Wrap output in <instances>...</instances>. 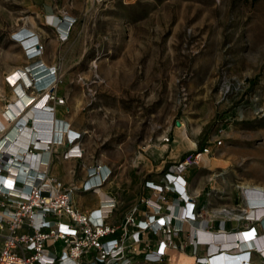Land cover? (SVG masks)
<instances>
[{
    "label": "rangeland",
    "instance_id": "rangeland-1",
    "mask_svg": "<svg viewBox=\"0 0 264 264\" xmlns=\"http://www.w3.org/2000/svg\"><path fill=\"white\" fill-rule=\"evenodd\" d=\"M65 14L74 22L60 39L50 18ZM24 25L39 37L43 58L58 66L55 87L65 93L64 114L81 128L86 158L112 164L107 182L122 201L115 220L146 179L160 178L221 126L213 155L186 170L189 188L215 230H262L260 221L243 218L242 184L264 185V0H0V108L10 106L5 73L29 61L12 37ZM90 196L75 203L94 201ZM169 253L168 262L141 255L130 264L194 259Z\"/></svg>",
    "mask_w": 264,
    "mask_h": 264
},
{
    "label": "built area",
    "instance_id": "built-area-1",
    "mask_svg": "<svg viewBox=\"0 0 264 264\" xmlns=\"http://www.w3.org/2000/svg\"><path fill=\"white\" fill-rule=\"evenodd\" d=\"M73 22L72 18L66 30H59L60 39L67 37ZM14 39L18 38L14 36ZM32 45L37 47L34 55L39 56L43 51L40 41ZM23 48L27 58L34 56L29 54L27 47ZM36 62L40 59L31 62L30 66ZM40 72L39 78L43 80L33 78L24 83L25 90L34 98L49 87L41 98L44 99L42 103L63 104L65 98L58 96L52 86L59 80L58 66L50 64ZM48 74L50 78L46 80ZM42 84L45 87L41 89ZM49 107L44 110L50 116V123L54 124L46 139L30 132L26 149L19 151L14 149L13 143L7 147L3 145L11 131L17 132V123L5 134H0V264H130L134 257L141 255L148 261L168 262L169 251L173 248L188 252L194 258L192 264H212L206 238L210 236V228L214 229L213 223L204 216L198 194L189 190L185 172L189 166L198 165L203 158L213 155L212 147L222 143L221 126L216 128L212 140L195 146L171 164L160 178L146 179L144 187L150 189L151 194H140L121 218L115 220L118 199L111 192L99 191L110 179L111 167L96 161L85 167V177L79 183H66L50 172V157L56 153L57 144L65 146L63 158L81 159L84 147L80 146L82 132L71 129L69 123L56 126L50 115L53 105ZM4 113V117L10 116ZM162 139L168 141L169 137L165 135ZM38 141L44 145L38 147L35 144ZM27 156L30 161L25 162L23 172H16L14 159L25 161ZM78 192L95 194L96 205L79 210L73 201V195ZM220 211L230 216L229 209ZM260 216L246 211L243 218L257 222ZM190 221H198L200 227L192 229ZM251 230L254 235L257 233L252 225L248 229L228 232L227 236ZM206 244L208 260L202 255ZM193 245L202 248L203 253L192 248ZM186 246L191 250H185Z\"/></svg>",
    "mask_w": 264,
    "mask_h": 264
},
{
    "label": "bare ground",
    "instance_id": "bare-ground-1",
    "mask_svg": "<svg viewBox=\"0 0 264 264\" xmlns=\"http://www.w3.org/2000/svg\"><path fill=\"white\" fill-rule=\"evenodd\" d=\"M30 21L33 23V19L29 17ZM52 22L59 26L60 29L66 30L69 21L71 20V16L68 14H65V16H53ZM34 29L29 26H21L16 29V36L18 39L22 42L20 43L22 47H27L26 50H28L30 55H34L37 49L36 46L32 45L35 43V41H39V37L35 35L36 32H33ZM33 33V35H30ZM38 37V38H35ZM19 41V42H20ZM37 43V42H36ZM27 58V56H26ZM29 61L26 62V64L23 65H15L10 70H8L5 75H8L9 80L12 83V88L10 89V95L9 100L10 106H8V103L5 104L3 107L0 108V134H5L9 131V129L17 123V132L11 131V135L8 136L4 140V146H11L13 145L15 150L24 151L26 148V141L27 135L30 134V132H36L35 129H33L31 126L26 127V124L24 125L25 120L28 118L30 121L32 118L35 121H38L43 117L44 115V109H47L45 105L48 103H42L44 99H41L44 95V92H47L49 87L42 92V94L31 98V94L25 90L24 83L30 82L33 78H37L38 80H43L39 78L41 75L40 70L43 68H47V66L50 65V63H47L45 58L42 56V52H40L39 56L34 55L28 58ZM37 59H40V62H36L35 64L30 66L31 62L36 61ZM48 80L50 78V74L47 75ZM19 77V78H18ZM16 78H18L16 80ZM16 80V81H15ZM45 82V81H42ZM57 83L53 84L52 86H56ZM41 89L45 86L40 85ZM48 110V109H47ZM3 112H7L10 114L8 117L3 116ZM24 114V116H23ZM29 115V116H28ZM47 117V116H46ZM187 131V130H186ZM13 133V134H12ZM40 133V132H38ZM42 133V132H41ZM182 136L186 137V133L184 130L181 132ZM42 136V135H41ZM43 137V136H42ZM189 142L191 144H194L192 140L189 139ZM13 143V144H12ZM35 143V142H34ZM38 147H42L44 145L43 142L40 143V141L35 143ZM31 152H28L30 154ZM20 155V154H19ZM21 158H24V155H20ZM29 156L25 157V161H20L18 159H14V163L16 164V172L22 173L23 167L25 162L29 163L27 161L29 160ZM242 188H246V194H247V202L253 208H248V205H246L247 210L251 211L253 214H261L259 221L260 226L262 230L255 235L253 234L254 231L251 230L247 233L242 232H234V234L227 236L228 232L231 231H237V229H210V236L206 239L209 241L210 249L209 253H211V263L212 264H253L252 260H248V254H251L252 252L246 251L247 248H250L251 251H254V253H258L259 257L264 260V234L262 236H257L258 234L264 232V185H251L249 183L242 184ZM99 190H102V188H99ZM212 216V215H211ZM226 216V215H225ZM221 216L223 220H226L224 217ZM229 220V219H228ZM190 224L192 226V229H195V227H200L198 225V221H190ZM229 225V224H228ZM222 228V227H221ZM247 227L246 229H248ZM218 234V237H214V234ZM205 245V251H207V245ZM234 245L236 247H234ZM199 246L193 245L192 248L197 249ZM174 249V248H173ZM255 249H259L261 253L256 252ZM246 251V252H244ZM237 253V254H236ZM204 257L207 258L208 256L204 255ZM209 260V261H210Z\"/></svg>",
    "mask_w": 264,
    "mask_h": 264
},
{
    "label": "crops",
    "instance_id": "crops-1",
    "mask_svg": "<svg viewBox=\"0 0 264 264\" xmlns=\"http://www.w3.org/2000/svg\"><path fill=\"white\" fill-rule=\"evenodd\" d=\"M48 61V60H47ZM48 63H50L48 61ZM52 64V63H50ZM55 92L58 96H65V93H58L57 88L55 87ZM52 104L53 105V111L50 113V115H52V117L55 119V125L58 126L60 124H67L69 123V126L71 129L75 130V131H81V128L79 125H77L72 118H70V116L65 115L64 114V108L62 104H56L54 102H50L49 104L45 105V107L47 109H50L49 105ZM5 115V113L3 114V116ZM44 116L41 117V119H39L38 121H35L33 118L30 121L28 118L25 120L24 125L26 124V127L28 128V126H31L33 129H37L36 133H38L39 135H42V138H47L50 135L51 132V128L54 124V122L50 123L49 119L50 116H47V114L45 113L44 110ZM29 116V115H28ZM47 116V117H46ZM46 118V119H45ZM42 132V133H41ZM13 134V133H12ZM11 135V133L9 134ZM84 142H83V138L81 137L80 139V146H83ZM84 147V146H83ZM65 146L64 144H57L56 145V153L54 155H51L50 157V172L58 177L59 179H61L62 181L69 183V182H75V183H79L80 181H82L85 177V167H87L88 165L93 164L94 162L98 161V162H102L99 160H88L86 158V150L84 148V156L81 159H73V158H63L62 157V152L64 151ZM105 163L108 167H111L112 164H110L109 162H103ZM186 177V175H185ZM187 179V177H186ZM109 182V181H108ZM108 182H106V184L104 185V187L102 188V190H99L100 192L103 190H106L108 192H111L112 194H114L116 196V198L118 199L119 203L122 202L120 200V198L118 197V194L116 191H114V188H112L111 184H109ZM188 182V187H189V181ZM127 187L124 186L122 188V191H128L126 189ZM189 190L191 191V189L189 188ZM147 188L144 187V185L141 186L139 193L135 196V199L129 204L126 205L125 208L120 212L121 216L124 214V212L129 208V206L134 203L137 200V196L140 194H146ZM192 192V191H191ZM195 194V192H194ZM85 195L88 196H93L94 201H91L90 203H83L82 201H80V205L76 206L78 207L79 210H85V209H89L91 207H94L96 205V198L97 196L91 192H78L75 193L73 195V201L75 202V197H77L78 199L80 198L81 200H83V197H85ZM90 196V197H91ZM119 206V204H118ZM212 229V228H210ZM202 247V246H201ZM204 254L202 255H206V251H205V246H204ZM209 253V252H208Z\"/></svg>",
    "mask_w": 264,
    "mask_h": 264
},
{
    "label": "clouds",
    "instance_id": "clouds-1",
    "mask_svg": "<svg viewBox=\"0 0 264 264\" xmlns=\"http://www.w3.org/2000/svg\"><path fill=\"white\" fill-rule=\"evenodd\" d=\"M34 32V31H33ZM16 34V33H15ZM15 34H12V37L14 38V36H16ZM30 35H33V33H31ZM17 37V36H16ZM18 38V37H17ZM35 38H37L36 36H35ZM15 40H17V41H20L19 39H15ZM35 42H37V40L35 41ZM20 43H22L21 41H20ZM44 97V96H43ZM248 252H249V250H248ZM249 255V254H248Z\"/></svg>",
    "mask_w": 264,
    "mask_h": 264
}]
</instances>
